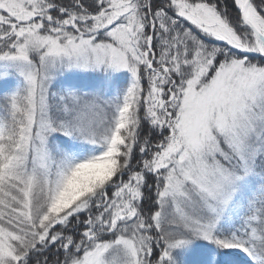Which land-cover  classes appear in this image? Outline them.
I'll return each mask as SVG.
<instances>
[{"label":"snow or ice","instance_id":"1","mask_svg":"<svg viewBox=\"0 0 264 264\" xmlns=\"http://www.w3.org/2000/svg\"><path fill=\"white\" fill-rule=\"evenodd\" d=\"M0 264H264V0H0Z\"/></svg>","mask_w":264,"mask_h":264}]
</instances>
